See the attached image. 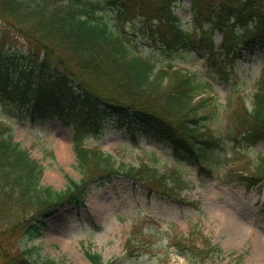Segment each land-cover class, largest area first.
<instances>
[{
    "label": "trees",
    "instance_id": "16d2710c",
    "mask_svg": "<svg viewBox=\"0 0 264 264\" xmlns=\"http://www.w3.org/2000/svg\"><path fill=\"white\" fill-rule=\"evenodd\" d=\"M181 1L0 0L2 20L14 14L37 31L32 36L15 32L28 41L21 54L0 53V105L17 106L20 117L56 119L70 128L82 178L89 166L108 160L81 149L83 142L102 133L101 117L106 111L118 116L117 127L125 125L133 133V125H139L187 159L215 167L225 140L223 134H213L204 126L217 117L215 98L198 97L206 85L196 82L194 74L172 70L169 63L194 48L204 56L208 73L231 85L230 80L238 76L234 63L242 53L264 50V0H187L191 30L181 28L174 12ZM216 33L220 43L213 38ZM143 46L151 54L147 60L137 55ZM67 55H74L75 65L90 76L78 75ZM160 57L168 62L163 64ZM158 64H163L162 69H157ZM251 107L248 110L241 102L240 113L228 117L232 123L226 125V133L235 132L233 151L239 157L258 141L264 144V64ZM258 159L256 172H264V155ZM178 172L158 175L135 170L128 174L163 191L171 182L182 185L176 179ZM42 175L43 168L12 140L11 129L0 127V251L14 264H55L32 244L44 226L37 218L45 214L15 222L9 218L11 206L16 208L13 203H31ZM239 180L247 187L255 184L247 177L239 176ZM67 195V201H82L77 184ZM187 249L191 258L197 257L194 249ZM85 256L91 264H103L98 254L89 251Z\"/></svg>",
    "mask_w": 264,
    "mask_h": 264
},
{
    "label": "rangeland",
    "instance_id": "374dc122",
    "mask_svg": "<svg viewBox=\"0 0 264 264\" xmlns=\"http://www.w3.org/2000/svg\"><path fill=\"white\" fill-rule=\"evenodd\" d=\"M175 13L181 27L190 30L189 3L186 0L181 2L175 7ZM16 31L32 36L36 29L14 14H6L5 21L0 18V53L21 54L27 49V39L18 36ZM44 38L48 41L54 39ZM214 38L219 42V34ZM57 48L63 51L62 45ZM142 52L144 57L148 56ZM67 59L78 75L86 73L90 76L75 65L74 55H67ZM202 61L203 56L195 54L192 49L189 54L177 56L171 65L196 73L198 83H209L210 89H202L199 96L216 97L219 118L207 122L205 128L217 134L221 128V117L240 113L237 101L241 99L248 108L251 107V96L256 91L259 70L264 64V50L253 56L243 53V58L236 62L239 74L230 83L236 88H245L239 99L230 96L228 88L217 79L206 75ZM101 120L102 135L86 143L110 156L108 171L106 173L103 167L87 169L89 178L82 185V203L78 207L71 203L57 205L43 220L42 235L33 245L41 247L45 258L56 264H90L85 256L90 251L99 253L104 264H264V186L262 190H247L242 186L224 184L217 178L231 175L229 169L254 175L256 166L260 164L258 158L264 155L262 142H258L247 156L231 163V168L224 164L214 169V174L208 175L199 172L195 163L188 162L185 157L178 160L171 146L151 132L143 133L138 125H134L137 130L132 142L123 130L115 129L116 115L106 111ZM0 127L11 128L15 142L44 169L42 190L36 198L27 206L13 203L16 208L12 205L9 209L12 222L31 218L46 205L52 206L56 203L50 201L53 193L63 192L72 181L81 180L76 169L70 129L54 121L44 123L39 119H19L16 112L1 105ZM228 157L230 153L226 155ZM171 163L183 174L185 187L179 197L192 201L193 206L173 202L156 192L148 194L127 177L131 169L163 171ZM258 176L264 177V172ZM44 189L50 190V198L43 194ZM39 198H46V205H38ZM173 236L188 238L208 253L193 263L187 255L179 253V248L170 247L167 240L171 241ZM127 243L142 250L149 249L150 253L138 262H130L125 253ZM233 253L240 255V259H233ZM0 264L14 263L4 259L0 251Z\"/></svg>",
    "mask_w": 264,
    "mask_h": 264
}]
</instances>
